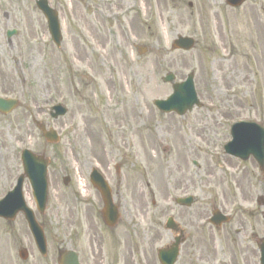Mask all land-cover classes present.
Instances as JSON below:
<instances>
[{
	"label": "rangeland",
	"instance_id": "rangeland-1",
	"mask_svg": "<svg viewBox=\"0 0 264 264\" xmlns=\"http://www.w3.org/2000/svg\"><path fill=\"white\" fill-rule=\"evenodd\" d=\"M34 1L0 0V96L20 101L10 114L0 113V198L22 172V149L49 157L45 212H36L26 180L23 196L46 235L59 239L67 234L63 178L74 175L79 181L78 174L93 166L113 173L117 163L123 171L144 175L149 185L143 195H131V264H159L156 250L165 238L157 223H163L164 195H179L175 184L190 178L196 181L194 208L201 221L210 215L212 191H225L237 209L236 218L216 235L227 243L226 256L241 263L239 247L258 255L254 239L264 238V217L254 212L256 197H264V173L250 170L240 177L242 196L232 191L234 169L226 166L222 145L237 120L264 127V0L236 8L224 0H48L59 13L60 48ZM123 9H131V31L114 25L115 16H127ZM8 29L18 31L9 40ZM177 35L193 37L194 47L172 50ZM167 72L175 81L194 73L199 107L181 116L155 108L154 99L171 93V85L161 80ZM55 103L67 113L52 119L49 108ZM35 124L54 128L60 141L47 143ZM3 225L0 218V245L8 241L15 261V240L28 229L20 214L7 239ZM238 227L243 229L237 236ZM188 259L182 252L175 264H189Z\"/></svg>",
	"mask_w": 264,
	"mask_h": 264
},
{
	"label": "flooded vegetation",
	"instance_id": "flooded-vegetation-1",
	"mask_svg": "<svg viewBox=\"0 0 264 264\" xmlns=\"http://www.w3.org/2000/svg\"><path fill=\"white\" fill-rule=\"evenodd\" d=\"M123 10L126 11L127 16L121 19L124 20L122 22L121 17L115 16L114 25L119 29L122 24H125L131 31V9ZM226 157L228 158L226 166H231L234 169L229 180L231 190H238L242 196L245 189L241 187L240 177L250 173V170L263 174L264 169H260L253 158H250L249 161V159L243 160L230 155H226ZM248 161L250 168L246 166ZM196 167H199L197 163ZM90 174V171L79 173V181L74 175H67L68 181L65 186L69 195L66 201L67 234L59 239L47 236L45 224L39 222L45 234V253L39 252L34 238L27 228L28 235L18 236L17 241L15 240L16 237L13 236L17 244V260L11 261L9 257L7 247L10 244L8 241L0 245V264H59L61 254L66 250H72L76 253L78 264H131V195L135 192L143 195L144 188L149 185L144 181V175L139 177L136 173H131V170L123 171L122 167L117 164L113 173H101L105 183L104 191L100 192L91 182ZM175 185L180 192L178 196L190 197V202L188 205L177 204L175 202L176 197L173 198L168 191L164 195L160 216L163 218V223H157L161 236L165 238L163 246L166 247L175 235L168 228V219L172 218L177 228L176 234L179 236L178 257L180 253H186L189 264H207L208 260L211 264H258V255H255V251L246 252V247H239L237 240H233V243L240 248L238 254L241 263L238 262L235 255L226 256L227 243L216 238V235L219 236L222 231H225V226L236 218L237 209L232 207L233 203L225 191L218 193L212 191L210 214L219 210L227 215L229 220L221 225H213L208 221L210 215L201 221L203 217L200 215L198 207L194 208L198 201L195 194L196 181L186 178L183 183L177 182ZM257 198L258 196L256 197L258 207L256 206L254 212L256 216L258 213L262 215V211L258 212L261 206L257 203ZM106 200L110 202L111 208L117 214L114 224H108L103 219L102 212ZM151 204L155 205V202L152 201ZM2 221L4 223L2 226L3 233L7 239L14 233L12 225L15 220ZM242 229V227H238L234 234L238 236ZM224 234L230 237L228 232H224ZM79 238H82L83 242L80 243ZM254 242L256 245V238ZM209 249L211 251H206ZM104 251L106 253H103Z\"/></svg>",
	"mask_w": 264,
	"mask_h": 264
},
{
	"label": "water",
	"instance_id": "water-1",
	"mask_svg": "<svg viewBox=\"0 0 264 264\" xmlns=\"http://www.w3.org/2000/svg\"><path fill=\"white\" fill-rule=\"evenodd\" d=\"M244 1L246 0H225L230 6H238ZM35 3L46 18L47 28L53 42L59 46L61 33L57 19V12L49 7L47 0H36ZM14 34H16L15 30H8L6 32L7 38H10ZM192 46L193 39L181 35H178L171 43L173 49L179 48L188 50ZM192 77L193 74L190 73L183 82L174 83V75L172 73H167L162 80L171 83L172 93L165 100H154V105L161 111H175L179 115H182L187 110H191L193 105L198 106L199 101L194 90ZM17 104V100L0 98V112L8 113L15 108ZM53 109L55 110L54 113H51L53 118L63 115L66 112V109L59 105L54 106ZM41 130L44 138L48 142H57L59 140L57 133L53 129L46 130L44 127H41ZM230 133L231 140L224 146L225 151L243 159L252 155L259 165L263 167L264 128L253 122L239 121L232 125ZM47 162V158L36 155L28 149L22 150L21 163L23 173L17 177L13 189L8 191L5 197L0 200V217L10 220L13 219L18 212H22L32 235L41 250H44L43 233L35 220L33 211L25 204L22 194V183L24 177H27L32 189V195L36 207L38 211L42 213L47 201ZM91 179L97 188L101 189L103 187L102 185L104 182L95 169H93ZM177 202H181V200H177ZM259 202L264 206V199L262 197H260ZM103 217L107 222H114L116 219V213L111 209L108 201H106ZM213 220H218L217 216L210 219L211 222H213ZM169 226H173L172 221H169ZM258 248L260 251V264H264V238L259 240ZM177 254L178 238L176 237L175 241L168 248L158 249L157 258L160 264H173L176 260ZM64 256L66 258H62L63 261L61 264H77L76 258H74L75 256L72 260L69 255Z\"/></svg>",
	"mask_w": 264,
	"mask_h": 264
}]
</instances>
